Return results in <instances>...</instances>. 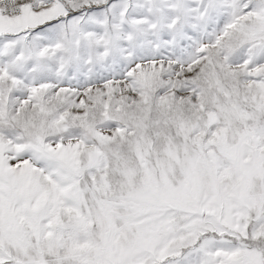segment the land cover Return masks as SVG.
Instances as JSON below:
<instances>
[{
  "label": "snow or ice",
  "instance_id": "6c2138e0",
  "mask_svg": "<svg viewBox=\"0 0 264 264\" xmlns=\"http://www.w3.org/2000/svg\"><path fill=\"white\" fill-rule=\"evenodd\" d=\"M0 264H264V0H0Z\"/></svg>",
  "mask_w": 264,
  "mask_h": 264
}]
</instances>
